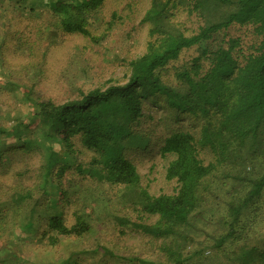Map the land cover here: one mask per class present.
<instances>
[{"label": "trees", "instance_id": "obj_1", "mask_svg": "<svg viewBox=\"0 0 264 264\" xmlns=\"http://www.w3.org/2000/svg\"><path fill=\"white\" fill-rule=\"evenodd\" d=\"M2 1L8 15L39 26L40 55L32 60L37 77L66 37L101 46L116 25L115 16L104 18L110 0H0V8ZM148 2L141 18L146 43L125 78L62 104L42 101L33 87L28 122L10 128L0 122V264H80L79 252L61 259L52 252L105 221L154 246L124 264H203L220 249L231 264H264V244L252 245L249 232L264 199V0ZM43 15L47 23L38 24ZM235 26L255 37L248 55L242 38L221 39ZM193 48L200 55L175 67L172 81L170 66ZM2 66L14 84L13 72ZM150 105L166 112L160 123L169 133L159 138L158 153L168 161L165 178L176 183L173 193L152 194L130 158L158 145L155 130L145 125L153 119ZM185 119L190 126L181 125ZM80 154L89 160L80 161ZM69 182H76L77 201L69 197ZM104 186L116 190L115 199L102 194ZM44 205L49 212H42ZM21 206L29 210L21 213ZM33 243L47 247L53 260L25 258ZM102 250L119 264L122 258L108 247L100 244L95 252Z\"/></svg>", "mask_w": 264, "mask_h": 264}, {"label": "rangeland", "instance_id": "obj_2", "mask_svg": "<svg viewBox=\"0 0 264 264\" xmlns=\"http://www.w3.org/2000/svg\"><path fill=\"white\" fill-rule=\"evenodd\" d=\"M148 4V0H110L105 7L104 18L109 20L115 16L116 25L104 43L101 46L91 47L82 37H66L61 46L52 48L47 58V63L43 68L44 74L37 77V71L33 69L32 65L33 61L38 60L40 55L39 45L35 40L39 26H35V21L32 20H20L16 14L8 15L6 11H3V9L7 8V4L2 1L0 8V45H2L3 51L0 56L4 57L5 64H7L15 77L14 84L6 79L3 73L4 66H2L4 62L0 61L1 124L5 123L10 128L11 126H19L22 122H28L26 115L31 113L33 109L31 104L26 102V97L27 94H30L29 90L33 87L36 97L42 101L52 100L55 103L62 104L69 100L77 99L81 91L87 92L111 79L125 78L128 71V63L143 52L146 43L147 26L141 24V18L148 8ZM6 17L11 21L9 22ZM47 21L48 15H43L42 19L37 20L38 24H46ZM7 31L10 32L6 33ZM226 33L221 35V39L225 35L228 38H242V50L244 53L248 55L252 52V47L256 40L248 28L235 26ZM5 34L11 35L9 40V35L6 36ZM33 40H35L37 45L34 44ZM31 42L34 49L30 52L29 44ZM32 52L34 53L33 55ZM199 55L200 50L198 48L184 52L180 61L170 66L172 81H174L175 67L189 65ZM29 63L32 64L27 66ZM17 83L18 86L16 85ZM147 111L153 119H148L145 125L147 129L155 130L154 140L158 142V145L145 151L135 150L130 154V158L137 165L139 172L143 176V185L152 194L173 193L177 185L166 180L165 172L168 161L158 153L159 138L169 133L167 126L160 123L166 112L152 105L147 108ZM19 113H22L20 118L18 117ZM183 124L190 126L189 121L186 119L181 123V125ZM173 127H176V125L174 124ZM56 149H60V146H56ZM15 155L16 157L20 156L17 153ZM88 156L89 154H80L79 160L88 161ZM29 165L35 168L37 162H31ZM74 183L70 184L69 182L67 185L69 197L73 202L78 199V196L74 194L78 190ZM100 190L103 195L115 199L116 190L108 186H104ZM99 192L97 191V193ZM27 209V206H21L19 210L22 213L26 212ZM62 209L63 207L60 206V210ZM41 210L43 213L49 212L47 205L42 206ZM73 210V206L66 210L70 225L74 223ZM258 213L252 219V225L249 227L252 245L264 244V199L261 210ZM18 234L21 236L27 235L22 232H18ZM100 244L108 247L117 257L122 258L119 259V264L127 262L126 258L142 254L148 255L155 250L149 240L143 238L141 234L130 233L124 236L115 222L105 221L104 224L98 225L92 234L84 239L69 241L67 246L53 251L52 257L61 259L70 256L73 252H79L80 264H107L108 262L112 264L115 262L109 255H104L103 250L95 252ZM225 248L231 251L232 247L227 246ZM29 249L28 252L24 253L26 255L25 258H31L32 261L36 260V258L42 260L51 259V255L49 256L50 250L47 247H42L41 244L33 243ZM84 250L87 253H83L85 252ZM224 250L209 252L211 257L207 254L206 260L201 259V262H204L203 264H211V262L224 261L222 264H231L230 260L226 261L223 254ZM230 256L233 258L232 254ZM195 263L200 264L197 260H195Z\"/></svg>", "mask_w": 264, "mask_h": 264}]
</instances>
